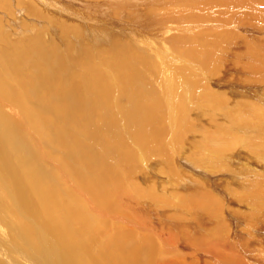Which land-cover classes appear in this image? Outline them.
<instances>
[{
	"label": "rangeland",
	"instance_id": "rangeland-1",
	"mask_svg": "<svg viewBox=\"0 0 264 264\" xmlns=\"http://www.w3.org/2000/svg\"><path fill=\"white\" fill-rule=\"evenodd\" d=\"M210 1L0 0V51L8 53L12 46L26 49L39 41L49 52L44 68L51 69L48 84L59 88L44 103L29 105L53 126L40 121L34 123L39 129L28 125L17 102L2 97L0 112L19 127L25 126V133L13 131V137L26 136V150L58 174L61 192L73 196L67 208L83 217L78 220L73 215L71 222L77 231L91 226L92 233L86 235L91 254L109 236L124 241L133 253H143L150 237L158 256L184 259V264H224L237 256L246 264L255 259L264 264V0ZM250 1H255V9ZM193 36L203 44L196 57L187 53V41L196 42ZM202 53L209 54L208 61L201 58ZM31 59L25 60L27 64L21 62L28 75L35 72ZM124 70L133 72L136 82L147 84V93L161 104L158 130L162 129L148 145L140 131L129 128L127 115L118 108L125 89L131 86L124 81L129 77ZM84 76L101 78L105 106L98 104L103 107L74 114L69 110V87L81 84V91ZM179 79L193 87L176 85ZM153 98L147 96L150 101ZM179 112L180 121L175 116ZM44 127L52 128L53 140L48 141ZM94 130L101 132L97 139ZM81 131L84 134H78ZM105 137L115 142L111 146L117 149L118 158L101 156L110 182H104V194L96 199L93 182L82 181L89 166L74 165L79 152H73L70 165L69 154L60 144L76 138L96 152L100 147L106 150ZM9 199L0 184V237L4 242L0 255L4 249L10 260L23 264L22 237L37 239L39 232L31 223L20 236L22 224H18L24 221ZM35 220L46 225L37 216ZM43 236L39 233V239Z\"/></svg>",
	"mask_w": 264,
	"mask_h": 264
},
{
	"label": "bare ground",
	"instance_id": "bare-ground-1",
	"mask_svg": "<svg viewBox=\"0 0 264 264\" xmlns=\"http://www.w3.org/2000/svg\"><path fill=\"white\" fill-rule=\"evenodd\" d=\"M208 1H210V0H208ZM251 2H253V1H250L249 3H251ZM254 2H253V5H254ZM263 2L264 1H262V3ZM91 3H93V2H91ZM210 3H211V1H210ZM228 3H230V1ZM195 4H193V5H195ZM197 4H198V2H197ZM205 4H207V3H205ZM209 4L207 6H209ZM231 4H233V3H231ZM227 5H229V4H227ZM252 7H253L252 9H255L254 8L255 5L252 6ZM209 8H210V6H209ZM255 12H256V10H255ZM59 20H61V19H59ZM260 25H263V24L261 23ZM200 26H201V24H200ZM215 28H216V26H215ZM221 31H222V29H221ZM223 34H225V33H223ZM190 39L192 40V38H190ZM194 39L196 40V42L191 41V40L187 41V43L189 45V50L187 51V53H188V56H190V57L199 56L200 53H201L200 52V48L203 45L202 43H200V41H198V39L196 37H194ZM0 40H1V38H0ZM30 43H32V42H30ZM183 45H184V43H183ZM258 51H259V49H258ZM256 52L257 51H255V53ZM207 55L208 56L205 57L206 53H202L201 58H203L204 60L208 61L209 60V54H207ZM258 55L259 54H257V56ZM25 56L28 57L29 59L32 58L33 61H34V64H32V65L35 66V72L32 73V74H29V75H28V73H25V71L23 72L22 68H21V66H22L21 62L24 60V63H25V60L28 59V58H25ZM32 59H31V62H32ZM196 59L197 58H195V60ZM48 62H49V52H48L47 49H45L41 45V43L39 41H36L33 44L28 45L26 47V49H24V48H20L19 49L18 47L12 46L11 50H9L8 53H3V52L0 51V97H2L3 99H6V100H10V101L13 100V101L17 102L16 105L21 110V113L24 115L26 122L29 123L28 125H31V126H33L35 128H38V127H36L34 125V123L36 121H40V122H43V123H48L50 125H52V123L50 121H48L47 119L42 118V117L36 115L35 113H33V112L36 111L37 108H33V107L29 106V105L37 106L38 104H42V103H44L45 100L51 99L54 96V94L59 90L57 85L56 86H51V85L48 84V82L51 80L50 77L48 76V72H50L51 69H49L48 71L44 70L45 66L48 65ZM25 64H27V63H25ZM125 65H127V64H125ZM128 65H130V63ZM118 67H119V65H118ZM56 72H53V74L56 75ZM130 72L129 73L126 72L129 77L125 76L126 79L124 81L128 82L131 86L125 89V92H124L123 96L121 95L122 98L118 102V106H119L118 108L123 113L122 115H124V116L127 115V118H128L127 121H128L129 128L131 127V129L140 131L141 135L145 139L144 140V144L148 145L152 140L155 141V138H157L156 136L158 135L159 130L162 129V128L159 127L160 129L158 130L159 117L161 116L160 115V109H161L160 105L161 104H160V102L158 100L154 99L155 97L153 95H150V93H147L148 92L147 91L148 87H146L147 84L145 86L141 82L140 83L136 82V80H135L136 78H134L132 76L133 72L132 73H130ZM122 77L123 76L119 77L120 81H121ZM100 79L97 80L95 77H92V76H84V78L82 80V85H84V86L83 87L81 86V88H82V90H83V88H86V89H84L83 92H82V90L80 91V89H79V86L81 84L79 86L77 85L78 88H77V86L70 85L72 87H69L70 90H69V93H68V98L70 97V99H71V104L69 106V110L72 113L77 114V113H80L81 111H82V113H84V109H87V111L85 112V113H87L88 110L92 109L94 106H96L98 104L105 106L104 99L107 98V97L104 96L105 95V93H104L105 91H101L102 87L100 88V84H99ZM178 81L176 82V85L177 84H181V85L185 86L186 83H187L183 79H179ZM171 82H173V81H171ZM61 83L65 84L63 82H61ZM123 83L124 82H122V84ZM186 86H187L188 89H190V87H193L190 84L189 85L187 84ZM74 90H79V91L75 92ZM102 92H103V94H101ZM106 94H107V91H106ZM148 95L150 97L152 96V98L154 97L153 100L150 101V99H147ZM76 96L78 97L77 101H76ZM108 97H109V95H108ZM116 104H117V101H116ZM107 105L110 106L108 102H107ZM103 106H99V108L97 106L96 107H97V109H100V107H103ZM106 108H105V110H106ZM102 109H104V108H102ZM111 109L112 108H110V110ZM91 111L93 113L94 110H91ZM121 112H120V115H121ZM106 113H108V112H106ZM110 113H108V114H110ZM90 115L92 116V114H89V116ZM101 116H103V115H101ZM175 116H178V120L180 121V119H179L180 118V112H179V114H177ZM106 118H108V117H106ZM109 119L111 121L114 118L111 119V117H110ZM123 120H125V119H123ZM175 125H177V124H175ZM24 127L25 126H23V128ZM77 127H79V125H77ZM168 127H169V125H168ZM173 127H175V126H173ZM23 128L19 127L15 123V120L10 119V117L8 118V116L3 115L0 112V184H1L2 188L4 189V191L7 193L8 197L11 199L13 205L16 207L19 216L24 221L23 223H19L18 224V225L22 224L19 234L21 236L25 232L26 225H30L31 223L38 230V232L40 234H42V236L44 235L43 233L45 231L50 234L49 237L43 236L40 239H39V233L38 232H37L38 233V238L37 239H33L31 237H28L29 235L28 236L24 235L25 237L23 235H22L23 237L21 236L22 239H23L22 241L24 242V246L21 244L23 247H22V249H19V251H22V252L25 251V252H23L24 254L21 255V257H22V259L24 261L23 264H184V261H186L184 259H171V258H167L164 255L163 256H158L157 253H156V247L157 246L155 247L154 245H150V243H152L150 237H147L148 238V242H149L148 249H147V251H145L143 253H133L128 248V246L123 244L124 241L120 240L119 238L118 239H114L113 237L109 236L107 239H105L103 241L104 242L103 245L98 244L97 249L93 252V254H91L89 252L90 244L88 243L89 245H86V242L90 241V240H88L89 238L88 239L86 238V235L87 234L89 235V234L92 233L91 232V226L89 225V226L81 227V229L83 231H81V230L77 231L76 229H78V228L73 226V224L71 222L72 218H73V215H74V217L78 216V218H79V216H81L80 218H82L83 216L81 214H79V213H74V212H72L71 210L68 209L69 208L68 204H70V202H72L73 198L70 201V196L71 195L67 194L66 191L65 192H61L60 191L61 190V188H60L61 186L58 183V181H60V178L59 179L57 178L58 174H54L52 170H50L49 168L43 166V164L41 163V159L38 156L36 157V156H34V153H32L31 151L26 150V148L29 146V144L27 142L28 138L26 136H24L23 138L13 137V131L25 133V132H23ZM41 129H42L43 133L45 134V136H47L48 141L49 140H53V136H55V135H53V131H52L51 127H44V128H41ZM169 129H171V127ZM24 130H27V129H24ZM82 131H84V133L86 132V133L90 134L86 130V128H84V130H82ZM82 131L79 132L78 134L82 133ZM37 132H39V131H37ZM84 133H82V134H84ZM100 133L101 132L99 130H97V131L94 130L93 131V136L95 137V139L99 138L98 134H100ZM160 134H161V132H160ZM37 135H38V133H37ZM43 137L44 136H42V138ZM81 139H84V138H81ZM89 139H91V138H89ZM111 140L112 139L110 137H105V140H104L105 143H103V144H104V146H106V150H103V149H101L102 147H100L101 151L96 150V152H94L93 150H91L90 148H88L86 146H83L81 144L83 142H80L76 138H68L66 140V141H68L67 143L60 144L65 149V151L67 150V152L69 154L70 165L73 162V160L71 159L73 152H79L80 153V158L77 159V160L75 159L74 165L77 168H80V169H84V167L89 166V170L90 171L84 176L82 181H83V183L89 182L90 185H92V182H93L92 190H93L94 194L96 195V199H98L100 196L102 197L103 194H104L105 190L102 189L103 186H104V182H107V181L110 182L108 169L104 166L101 156L110 155L112 158H114V159H112L110 157L112 160H115L116 158H118L117 157L118 156L117 149H114L111 146V143L112 142L115 143V142L113 140L112 141ZM46 143L47 142H45V144ZM97 143H99V142H97ZM171 143H173V142H171ZM51 144H53L52 141H51ZM123 155L124 154L122 153L121 158H123L122 157ZM127 158H129V156ZM123 174H124V171H123ZM125 176H126V178H128L127 175L124 174V177ZM79 183H80V181H79ZM108 186H109V184H108ZM71 197H73V196H71ZM248 202H250V201H248ZM5 203H3V204L5 205ZM253 203H255V202H253ZM258 203H259V201H258ZM212 207H213V205H212ZM261 208H262V206H261ZM7 209H8V212H10L9 210L11 208L9 209L8 206H7ZM80 211L82 212V210H80ZM11 212L14 214L13 211H11ZM12 213H11V215H12ZM15 214H16V212H15ZM19 216H17V217L19 218ZM35 216H37L39 219L45 221L46 225L36 221L35 220ZM11 217H13V215ZM14 217H15V215H14ZM17 217H16V219H17ZM80 218L78 220H80ZM3 219H4V217H3ZM16 219H13V220L16 221ZM261 219H263V218H261ZM6 220L7 219L5 218V221ZM93 225H94V223H93ZM34 227H32V229ZM241 228H243V227H241ZM17 229H16V231H17ZM32 229H28L27 231L30 232V230H32ZM256 230L257 229L255 228V232H256ZM160 231H162V230H160ZM13 232H15V231H13ZM249 232H252V231H249ZM28 234H30V233H28ZM33 235H34V233H33ZM14 236H16V235H14ZM195 236L193 237L194 240L197 237V236L196 237ZM247 238H249V237H247ZM9 239H11V238H9ZM222 239L223 238L221 237V240ZM159 240H157V242ZM197 240H199V239H197ZM168 241L170 242L171 240H168ZM168 241H167V243H168ZM2 242H3L2 241V237H0V249L3 246ZM196 242L199 243V241H196ZM253 242H255V241H253ZM18 243L20 244V242H18ZM153 243H155V241ZM208 244H210V243H208ZM240 245H242V244H240ZM196 246H198L197 243H196ZM247 246L249 247V244ZM225 248H226V246H225ZM219 249H221V248H219ZM204 250L205 249H203V251ZM248 250L251 251L250 249H248ZM215 251H216V249L214 250V252ZM249 251H247V252H249ZM184 252H186V250ZM205 252L207 253V251H204V253ZM224 253H226V252H224ZM234 253H236V252H234ZM257 253H258V251H257ZM170 254H171V252H170ZM202 254H203V252H202ZM192 255H193V253H192ZM218 256H220V255H218ZM203 257H205V256H203ZM215 257H216V255H215ZM230 257H231V255H230ZM236 258H238V256ZM236 258L235 259L232 258L231 260L228 259L227 261H224L225 262L224 264H246L245 262L237 260ZM162 259H166V260L163 261ZM158 260H161V261H158ZM221 260H223V259H221ZM203 262L205 263V261H203ZM250 262H248L247 264H260V261L257 260V259H255L251 263ZM0 264H18V263H16L14 260H10L9 255L3 249V254L0 255ZM216 264H218V263H216Z\"/></svg>",
	"mask_w": 264,
	"mask_h": 264
}]
</instances>
